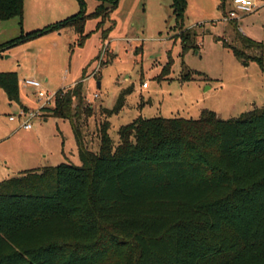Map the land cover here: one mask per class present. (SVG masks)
I'll return each instance as SVG.
<instances>
[{
	"label": "trees",
	"instance_id": "16d2710c",
	"mask_svg": "<svg viewBox=\"0 0 264 264\" xmlns=\"http://www.w3.org/2000/svg\"><path fill=\"white\" fill-rule=\"evenodd\" d=\"M78 1L75 14L19 39L70 27L82 44L86 20L102 28L118 3L97 0L86 13ZM23 2L0 0V19L21 16ZM170 7L182 53L196 48L195 33L184 27L186 0ZM239 39L261 60L262 43ZM0 88L19 103L16 71H0ZM131 92L103 110L97 152L86 147L77 120L81 111L91 114L82 106V81L40 107L44 116L70 121L81 163L0 181V264H264V105L227 119L207 109L195 119L138 117L118 128L113 144L107 118Z\"/></svg>",
	"mask_w": 264,
	"mask_h": 264
},
{
	"label": "rangeland",
	"instance_id": "374dc122",
	"mask_svg": "<svg viewBox=\"0 0 264 264\" xmlns=\"http://www.w3.org/2000/svg\"><path fill=\"white\" fill-rule=\"evenodd\" d=\"M83 1L86 13L99 3ZM62 2L57 10L47 8L50 0H24L21 16L0 19V71H16L20 87L19 103L10 102L0 88V181L31 168L81 163L70 121L42 115L44 101L23 86V78H36L49 91L83 82L82 106L90 107L91 114L81 111L77 120L93 152L98 151L103 110L112 108L128 87L132 92L123 108L107 118L113 144L118 128L138 117L195 119L207 109L227 119L264 105V0H256L252 12H239L237 22L223 19L234 9L232 0H186L184 27L195 33L196 48L185 53L171 29V0H118L102 28H96L97 19L86 20L89 35L82 44L70 27L19 39L80 9L78 0ZM104 6L108 11L109 4ZM239 33L262 43L261 60L256 50L243 47ZM234 48L249 57L237 56ZM22 111L37 113L30 129L22 127Z\"/></svg>",
	"mask_w": 264,
	"mask_h": 264
},
{
	"label": "built area",
	"instance_id": "2783aa9c",
	"mask_svg": "<svg viewBox=\"0 0 264 264\" xmlns=\"http://www.w3.org/2000/svg\"><path fill=\"white\" fill-rule=\"evenodd\" d=\"M232 3L234 5V9L227 12L223 19L225 21H231V20H238V13H249L252 12L253 9L256 6V0H232ZM21 83L23 86L32 88L34 90V93L37 95L39 100L44 101V106H48V104L54 102L56 91H49L46 90L41 82L36 78H23L21 80ZM147 83L143 82L142 87H146ZM97 95L94 94L93 97H96ZM23 118L22 127L25 129H30L32 127L31 119L37 115L36 112H26L21 114ZM14 116H10V120H13Z\"/></svg>",
	"mask_w": 264,
	"mask_h": 264
},
{
	"label": "crops",
	"instance_id": "0c3cea01",
	"mask_svg": "<svg viewBox=\"0 0 264 264\" xmlns=\"http://www.w3.org/2000/svg\"><path fill=\"white\" fill-rule=\"evenodd\" d=\"M55 1H57L58 3H56L55 4ZM61 1L62 0H50V5H47V8L48 7H51V8H56L57 10H61L60 8H61V5L62 6H64V3L62 2L61 3ZM46 8V9H47ZM25 9V8H24ZM226 14V13H225ZM224 14V15H225ZM59 17H61V15L60 16H58L56 19H59ZM231 21H234V20H231ZM234 22H237V20L236 21H234ZM64 30V29H63ZM62 32V31H61ZM76 34V33H75ZM18 74V73H17ZM73 84H75V82H73L71 85H73ZM71 85H69V86H71ZM65 88V87H64Z\"/></svg>",
	"mask_w": 264,
	"mask_h": 264
},
{
	"label": "water",
	"instance_id": "95a60500",
	"mask_svg": "<svg viewBox=\"0 0 264 264\" xmlns=\"http://www.w3.org/2000/svg\"><path fill=\"white\" fill-rule=\"evenodd\" d=\"M97 86H99V82L97 83Z\"/></svg>",
	"mask_w": 264,
	"mask_h": 264
}]
</instances>
